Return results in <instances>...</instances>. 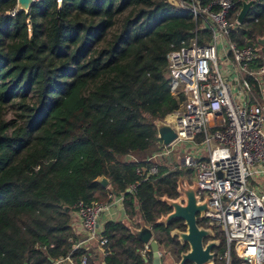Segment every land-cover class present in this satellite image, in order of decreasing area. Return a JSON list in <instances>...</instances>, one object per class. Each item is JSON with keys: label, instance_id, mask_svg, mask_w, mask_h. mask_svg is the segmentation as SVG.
<instances>
[{"label": "trees", "instance_id": "obj_1", "mask_svg": "<svg viewBox=\"0 0 264 264\" xmlns=\"http://www.w3.org/2000/svg\"><path fill=\"white\" fill-rule=\"evenodd\" d=\"M15 4L0 0V264L65 257L77 244L73 205L105 202L108 193H123L125 212H139L159 246L179 254L183 246L177 251L170 236L179 220L155 221L170 210L159 197L178 195L183 169L159 165L144 179L137 168L153 162L125 156L156 149V122L184 100L170 92L167 52L194 30L203 42L209 30L167 0H38L28 13L8 15ZM257 36H264V0L232 34L239 45H259ZM6 106L16 109L14 118H3ZM99 176L108 187L95 181ZM132 184L135 190L125 191ZM131 226L104 224L112 251L105 264H150ZM83 254L93 264L83 246L70 256L79 261ZM238 261L233 253L231 264Z\"/></svg>", "mask_w": 264, "mask_h": 264}, {"label": "built area", "instance_id": "obj_2", "mask_svg": "<svg viewBox=\"0 0 264 264\" xmlns=\"http://www.w3.org/2000/svg\"><path fill=\"white\" fill-rule=\"evenodd\" d=\"M167 1L191 11L193 19H200L199 29L206 28L209 34L208 39L199 42L194 30L193 36L166 54L170 92L175 97L183 94L184 100L163 119L174 129L176 138L168 145L160 141L158 149L169 156L180 142L206 147L205 153L198 150L195 155L185 154L178 166L194 169L196 194L200 200L209 198L210 208L202 220L224 235L226 250L215 259L231 264L234 253L239 258L236 264H264V193L251 184L254 176L264 174V65H257L256 45H239L232 38L240 25L237 13L231 12L235 0H211L205 4L203 0ZM16 13V4L7 11L10 16ZM221 60L230 64L231 77L223 72ZM235 83L242 94L234 92ZM255 87L260 89L258 95L254 94ZM157 170L158 166L152 164L136 171L146 179ZM127 188L134 191L135 184ZM123 199V193H108L105 202L77 201L73 212L85 239L59 261L88 264L87 254L78 262L70 254L90 241L102 255H107L108 239L99 230L98 219L106 208L123 203Z\"/></svg>", "mask_w": 264, "mask_h": 264}, {"label": "water", "instance_id": "obj_3", "mask_svg": "<svg viewBox=\"0 0 264 264\" xmlns=\"http://www.w3.org/2000/svg\"><path fill=\"white\" fill-rule=\"evenodd\" d=\"M34 2L35 0H16L17 12L28 13ZM254 2L255 0L241 1V6L236 15L240 25L244 23ZM256 39L259 43L264 44V36H257ZM156 129L157 137L163 145L170 144L176 138L174 129L164 120L156 122ZM95 181L103 187H108L110 184V180L105 176H99ZM197 188V183L194 180L189 182L187 179L179 177L176 188L179 195L175 198L167 195L159 197V200L170 207V211L160 215L155 223L168 226L173 220H182L185 226L184 230L178 228L170 230L171 237H177L180 244L186 243L188 245L186 250L179 253L178 264H209L215 259L217 255L216 247L220 246L221 243V239L217 238L216 232L211 226L199 225L197 222L198 218L202 219L205 211L210 208L208 196L200 200L199 195L196 194ZM125 191H129L128 188ZM64 209L68 211L69 206H65ZM122 213H124V210H122ZM131 232L138 241L151 251V264H162L163 256L158 242L153 238L152 226L140 220L139 225L133 224L131 226ZM144 259L147 261L146 257Z\"/></svg>", "mask_w": 264, "mask_h": 264}, {"label": "crops", "instance_id": "obj_4", "mask_svg": "<svg viewBox=\"0 0 264 264\" xmlns=\"http://www.w3.org/2000/svg\"><path fill=\"white\" fill-rule=\"evenodd\" d=\"M256 47H257V50L259 52V58L257 59V65H264V57H262V55L260 54V48L263 49L264 48V44L259 43V45H256ZM221 62H222V70H223V72L226 74V76L228 78L231 77L232 76V71H231L230 64L228 62H226L225 60H221ZM234 89H235V91H234L235 93L239 94V92H240V94H242V92H241L242 89L239 88L238 84H236V83L234 84ZM259 93H260V89L255 87L254 94L258 95ZM237 100L241 101V97L238 96ZM158 146H159V144H157L156 149L158 148ZM149 152L150 151L135 152V153L130 154L132 156L127 155V156H125V158H127V159H130V157L131 158H135L136 160L134 159L133 161H136V162L145 161L146 159H148L151 156V155L147 156V154ZM173 161H174L173 155H169V156H167V159H166L165 163H161V164L163 166L167 167L168 169H172L175 165H179V163H180L179 162L177 164H174ZM251 184L255 188H257L259 191L264 193V174L263 175L258 174L256 176H254L252 178V180H251ZM122 210H124V213H122ZM138 219H141L139 212H137L134 216L130 215V214H127L125 212L124 207H123V203H116V204L106 208L101 213V215H100V217L98 219V228H99L100 231H103L104 224L106 222H108V221H122L125 224H127L128 226H131V225L135 224L138 221ZM72 221L74 222V224L72 225V229L74 231V234L76 235L77 242L80 243L81 241H84L85 233L82 230V228H80V225L77 223V220L75 218L74 212H72L71 222ZM219 233H220V235L217 238L221 239V243H220V246L216 247L217 255L223 254L225 252V250H226L224 235H223V233L220 230H219ZM153 238H154V236H153ZM85 243L87 245L89 244L87 242H85ZM221 245H223L225 247L224 248L225 250L223 252L220 251ZM93 246L95 247V250H93V252H92L93 264H105L104 259H105L106 255H102V253H100V251L98 250L96 245H93ZM165 247H167V246L166 245H160V248H159L161 253H162V256H163L162 264H178L175 261H173V259L171 258L170 249H166ZM108 249H109L108 253L111 254L112 251L110 250L109 247H108ZM148 252H150V255L148 254ZM140 253H141V256L143 257V259H144V257L147 258V261H148V259L150 257L152 259V253H151V251L149 249H145V247H144L140 251ZM59 259L60 258L55 260L54 264H59L61 262L66 263V264H70L67 261H59ZM151 259H150V264H151ZM144 261H145V259H144ZM147 261H145V262H147ZM76 262H78V261H76ZM88 264H89V262H88ZM209 264H224V261L215 259L212 262H210Z\"/></svg>", "mask_w": 264, "mask_h": 264}, {"label": "rangeland", "instance_id": "obj_5", "mask_svg": "<svg viewBox=\"0 0 264 264\" xmlns=\"http://www.w3.org/2000/svg\"><path fill=\"white\" fill-rule=\"evenodd\" d=\"M260 54L262 55V57H264V48L263 49L260 48ZM2 114H3V118L6 119V120L12 119V118H14V116L16 114V109L14 107H11V106H6L4 108ZM205 149H206L205 146L196 145L193 142H180V143L176 144V146L174 147V150H173L174 161L173 162H174V164H177V163L180 162V159L185 154L195 155L198 150H202V153H205ZM162 151H163V149H158L157 148V149H154L153 151H150L147 154V156L155 155V157H154L152 162H153V164H156L157 166H159V165H162L161 163H165V161L167 159V156L161 154ZM182 169L189 176L190 180L194 179L195 172H194V169L192 167H190V168L189 167H184ZM186 179H187V177H186ZM217 230L219 231L218 228H217ZM93 245H94L93 241H90L88 245L86 243H84L82 246L88 251V253H92L93 250H95V247ZM167 247H165V248L166 249H171V248H169V247L167 248ZM170 256L173 259V261L178 263L180 258H179V254L176 251L172 252L170 250Z\"/></svg>", "mask_w": 264, "mask_h": 264}, {"label": "flooded vegetation", "instance_id": "obj_6", "mask_svg": "<svg viewBox=\"0 0 264 264\" xmlns=\"http://www.w3.org/2000/svg\"><path fill=\"white\" fill-rule=\"evenodd\" d=\"M175 167V166H174ZM174 167L172 168V169H174ZM177 167L179 168V166L177 165ZM181 169V168H180ZM171 170V169H170ZM157 172H158V170H157ZM154 175V174H153ZM179 177H182L183 179H186V177H187V180L189 181V182H191L192 180H190L189 179V176L184 172L183 174H181ZM179 177H178V179H179ZM178 179H177V181H178ZM179 195V194H178ZM177 195V196H178ZM176 196V197H177ZM170 211V210H169ZM167 213V212H166ZM140 220H142V219H138V221H140ZM137 221V222H138ZM178 221V220H177ZM172 222V221H171ZM170 222V223H171ZM179 223H177V226H178V229H180V230H184L185 229V226L183 225V221L182 220H179L178 221ZM198 224L199 225H204V226H208V225H205L204 224V222H203V220L202 219H200V218H198ZM169 223V224H170ZM214 230H215V232L216 231H218L217 230V228L215 227V226H211ZM173 238H175V242H177L178 243V246L177 245H175V247H177V251H179V248L181 247V246H183V247H181L182 249H180V252L181 251H183V250H186L187 248H188V245L185 243V244H180V242L177 240V237H173ZM175 244V243H174ZM179 247V248H178ZM149 249V248H148ZM171 249H172V247H171Z\"/></svg>", "mask_w": 264, "mask_h": 264}]
</instances>
